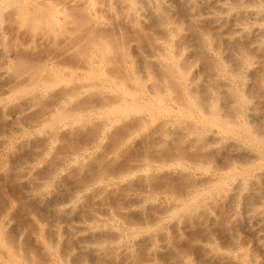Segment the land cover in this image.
<instances>
[{
    "label": "bare ground",
    "instance_id": "obj_1",
    "mask_svg": "<svg viewBox=\"0 0 264 264\" xmlns=\"http://www.w3.org/2000/svg\"><path fill=\"white\" fill-rule=\"evenodd\" d=\"M111 26H125L138 37L144 29L153 31L160 47L149 41L151 48L155 49L148 48V42L141 35L149 52L143 50L140 42L139 50L142 49L144 55L156 50L150 56L160 62L157 63L161 66V71L157 70L161 72L160 81L154 78H158L156 72V76L148 73L143 77L134 64L130 67L126 64L129 46H123L124 39L119 46L107 35H100V38L99 33ZM135 48L141 55L137 45ZM186 49H189V55H184ZM43 52L45 54L39 56ZM139 56L136 55L135 59L140 60ZM74 59L76 63H70ZM192 59L202 61V64L199 62L202 71L194 69L196 72H192ZM1 69L0 121L5 119H2L5 121L2 125L8 129L0 133L3 138L0 141L6 142L5 138L16 136L21 138L17 145L11 147L9 144V148L0 143V153L6 152L11 158L16 151L24 150L28 159L21 154L27 162L40 164L38 169L43 176L40 181L39 177L35 180V187L49 189L45 193H49L50 198L45 204L55 210H52L54 215L61 217L56 215L58 220L63 218L69 224L72 215L69 218L68 211L77 210L75 216L79 219L86 216L89 206L92 209L95 204L101 206L98 212L96 209V217L78 220L87 227L77 226V229L72 223L66 226L68 239L69 236L73 239H69V248L73 246L84 258L99 262L104 256L110 259L116 249L113 247L112 250L107 244L112 239L118 249L123 250L120 253L130 255L128 253L132 252V255L136 252L138 256L143 248L151 246L153 250L161 238L169 235L163 232L159 236L150 234L151 227L154 225L155 229V223L167 215L174 224L183 222L186 223L184 226L197 229L193 234V229L191 233L188 230L185 233L184 228L185 234L182 233L183 237L177 241L178 233L172 231L173 224L171 231L174 234L169 238L176 239H173L174 244L184 240V244L177 243L179 246L175 249L179 256L172 255L174 260L179 257L176 263L180 254H185L188 255L185 263L189 264L195 246L192 247L191 243L198 238L197 235H203L200 242L210 249L206 250L207 253L201 248L199 256L196 255L198 258L194 255L199 264H264V111L260 108L264 109V0H0ZM146 79H152L151 85L145 84ZM195 80L200 82L192 86ZM256 109L262 112L257 113ZM152 126L161 138L175 135L176 139L160 140L159 143L100 139L68 141L71 132L80 133L86 128H97V137L108 134L111 138L119 129L129 130V127L132 128L130 133L125 130L129 136L137 132L148 135ZM167 127L171 128L168 132L164 130ZM112 129H115L113 134L110 133ZM212 130L216 132L214 135ZM180 131L190 135L193 141H180L183 139L182 135L177 136ZM176 136L182 139L176 141L179 139ZM170 143L174 146H169ZM136 144L143 148H139L142 158L138 156L140 159L135 163L122 159L124 165L108 167L107 162L110 164L112 161L109 160H113L110 158L118 153L123 155L121 151L136 150ZM156 144H161L160 148L168 144L169 148H156V151L161 150L156 153ZM108 154L111 156L107 157ZM103 155L107 158L102 159ZM119 156L115 159L118 163L122 158ZM100 157L102 161L107 159L106 162L100 164ZM23 161L12 165L13 169L4 166L2 171L6 174L19 168V173L22 169L25 177L38 173L36 169L31 174V165L27 167L29 163ZM67 166L68 171L62 172ZM2 171L1 175H5ZM174 171L179 175L174 177ZM75 172L78 173L76 182L71 180ZM194 172H200L202 178L196 179L192 175ZM57 173L61 174L55 178ZM67 183L71 188L65 191L62 186ZM134 192L143 193L133 196ZM160 195L168 198L170 204L167 203L166 207L158 205V208V202H152L156 208L149 207V198ZM61 196L65 197L62 201L59 200ZM148 202L149 206L145 207ZM67 203L72 204L73 209H56ZM126 208L132 211L127 212ZM78 231L86 233L74 239ZM1 233L0 236L5 235ZM142 233L148 234L146 238L134 241ZM215 236H219L220 244ZM90 239H99L98 246L92 248L83 244ZM188 239L195 240L190 242ZM162 240L164 245L166 240ZM124 241L133 242L131 247H134L123 245ZM2 242V246L8 244ZM174 244L171 245L175 247ZM9 246L3 247L10 257L7 264H30L18 255V249ZM167 247L171 252L173 247ZM154 251L156 253V248ZM58 253L55 251L56 264H67L63 259L66 253L63 256ZM219 253L223 254L221 258L217 257ZM126 255H123L125 261ZM119 259L120 263L124 261L121 257ZM133 259L140 262L138 257ZM144 264H148L147 261Z\"/></svg>",
    "mask_w": 264,
    "mask_h": 264
},
{
    "label": "rangeland",
    "instance_id": "obj_2",
    "mask_svg": "<svg viewBox=\"0 0 264 264\" xmlns=\"http://www.w3.org/2000/svg\"><path fill=\"white\" fill-rule=\"evenodd\" d=\"M111 20H113L112 18H111ZM113 26H116L115 24L113 25ZM111 28H112V26H111ZM107 28L106 30H105V28L102 30V33H103V35H102V33H99V36L101 35V36H106L107 35V37H108V39H110L111 40V38H113L112 40L113 41H115L116 40V42H118L117 44L119 45V46H121L120 44H121V42L120 41H122L123 42V40L122 39H124V45L123 46H129V48H127V51L129 50V55H127L126 57H125V59H126V64L130 67V65H133L134 64V68L137 70V72H138V68H139V75H141V76H143V77H145V76H147L148 75V73H152L154 76H156V74H158V78H157V76L156 77H154V78H156V81H160V76H159V72L161 71V66L159 67L158 66V64L160 63L157 59H153L152 58V56H150V53H152V54H155L156 52V50L155 51H150V53H147V52H149L148 51V49L146 48L147 46H146V44H145V42L147 41L148 42V46H150V47H148V48H151V46H152V44H154V46L156 45V46H158V47H160L159 46V44H160V41L158 40V38H156L157 36L153 33V31L151 32V30L150 29H144V32H145V34L147 35H145V34H139V37H138V35L136 34L135 36H137V37H135L134 36V32H132L131 30H129V28H128V31L125 29L126 27L124 26V28L123 27H114V28ZM109 29H111V30H109ZM119 29L121 30V31H119ZM123 29V30H122ZM115 30V31H114ZM126 30V32H128L127 34H126V32L124 33V31ZM117 31V32H116ZM118 31H119V33L121 34H119L118 33ZM101 32V31H100ZM114 32V33H113ZM105 33V34H104ZM110 33V34H109ZM118 35V37H121L122 36V38L120 39V38H118V37H115V36H117L116 34ZM123 33V34H122ZM150 33H152L153 35H151ZM133 34V35H132ZM115 35V36H114ZM132 35V36H131ZM143 36L144 37V39H145V42L143 41V38L142 37H140V36ZM101 36H100V38H101ZM112 36V37H111ZM115 37V39H114V37ZM126 36V37H125ZM129 36H130V38H129ZM82 37L84 38V36L82 35ZM146 37V38H145ZM83 38H81L82 40H83ZM132 38V39H131ZM134 38V39H133ZM137 38V39H136ZM147 38H148V40H147ZM128 39H129V41H128ZM127 40V41H126ZM137 40H139L138 42H136ZM132 41V42H131ZM134 41V42H133ZM152 43L151 45H149V43L150 42ZM136 42V43H135ZM139 42L142 44V46L139 44ZM142 42H144V43H142ZM123 44V43H122ZM139 44V45H138ZM138 46V50H139V47L141 46L142 48H143V50H145V51H147L145 54L146 55H144V51L142 50V49H140V50H142V51H138L139 53H141V55L140 54H137V52H136V49L137 48H135V46ZM153 46V47H154ZM155 46V47H156ZM131 47V48H130ZM144 47L146 48V49H144ZM157 47V48H158ZM133 49V50H132ZM151 49H155V48H151ZM159 49V48H158ZM124 50H126V48L124 49ZM150 50V49H149ZM49 51V50H48ZM134 52H136V53H134ZM131 53V54H130ZM187 53H188V55H189V49H186V51H185V54L184 55H187ZM42 54H45V52H43V53H41L39 56H41ZM136 55L137 56H139V59L140 60H136L135 59V57H136ZM133 56V57H132ZM144 56V57H143ZM147 56V57H146ZM151 57V58H150ZM40 58V57H39ZM33 60H34V58H32ZM31 59V60H32ZM129 59V60H128ZM135 60V62H134V60ZM137 59H138V57H137ZM144 61H143V60ZM35 60H37V57H36V59ZM142 60V61H141ZM148 60V61H147ZM157 60V61H156ZM138 61V62H137ZM150 61V62H149ZM154 63V65H153V63ZM199 62L200 61H198V60H196V59H192V62H191V66H193L192 67V72L193 73H195L196 71H198V70H201V68H200V65H199ZM202 62V61H201ZM200 62V64H202ZM70 63H72V64H75L76 63V61H75V59L73 60V62H72V60H70ZM147 63H149L148 65H147ZM158 63V64H157ZM135 64H136V66H135ZM161 65V64H160ZM199 65V66H198ZM121 66V65H120ZM152 66H157V67H159V68H155V67H153L152 68ZM150 67V68H149ZM201 67H202V65H201ZM199 68V69H198ZM149 69L151 70V69H153L152 71H149ZM155 69V70H154ZM194 69L196 70L195 72H194ZM157 70H160V71H157ZM202 71V70H201ZM201 71H199V73H201ZM1 72H3V69H1L0 70V73ZM156 72V74H154ZM161 73V72H160ZM198 76H201L200 74L198 75ZM200 78H202L203 79V76H201ZM202 79H199L200 81L202 80ZM2 80V79H1ZM155 80V79H154ZM199 80H195V81H193L192 83V86H196L197 85V82L199 83L200 81ZM223 81H225L224 79H222ZM145 82V84L147 85H151L150 83L152 82V79H146V81H144ZM105 96H107L106 94H105ZM93 103H95V101L93 102ZM97 104V103H96ZM95 105V104H94ZM98 105V104H97ZM262 106V105H261ZM260 106H258V108H259ZM261 108V110H263L264 111V109L262 108V107H260ZM256 110H258V109H256ZM260 109L257 111V113H260V112H262ZM2 118V117H1ZM3 119V118H2ZM1 119V121H0V128H1V131H0V133H4L5 131H6V129H8L7 127L8 126H6L5 125V127H4V125H2V122H3V124H4V122L5 121H3V120H5V119H3L2 120ZM94 120H97V119H95L94 118ZM160 120V119H159ZM153 127L154 126H152V127H150L149 128V130L148 131H150L149 132V136L148 135H144L146 132H144V133H139V132H137V133H135V134H133V135H131V136H129L127 133H126V131L127 132H129L130 133V131L132 130V128L131 127H129L128 129L129 130H127V129H119V128H121V126H119V128H117V129H119L118 131L119 132H117L116 131V134L114 133V130L115 129H112L111 131H110V133H114L113 135H115V136H117L116 138H114L115 136H111V138L110 137H108L109 135L107 134L105 137H97V135H99V134H97V131H96V133H95V130L97 129H95V128H86V129H84V130H81L82 132H80V133H78L77 131H74V133L75 132H77V133H75V134H72V132H71V134H70V136H69V134H68V136H69V138H68V136L66 135L65 136V138H68L67 140L68 141H70V139H73L74 141H98V139H100V141H156L157 143H159V141L161 140V141H171V140H175L176 138H175V135H173L172 136V138L171 137H164V138H161L160 137V134H158L159 132H158V130H157V134H158V137H159V139L157 138V134H156V131L155 130H153ZM5 130H4V129ZM90 129V130H89ZM91 129H93L92 131H94L93 133H92V131H91ZM171 128L170 127H167V128H165L164 130L165 131H169ZM3 130V131H2ZM126 130V131H125ZM152 130V131H151ZM147 131V132H148ZM86 132V133H85ZM90 134H89V133ZM91 133L92 134H95V135H91ZM117 133H118V135H117ZM216 132L214 131V130H212V134L214 135ZM151 134H153V136L151 135ZM212 134H210L211 136H213ZM91 136V137H89V136ZM144 135V136H143ZM182 135V137H183V139L182 138H179V137H177V136H181ZM209 135V136H210ZM6 136V135H5ZM34 136V135H33ZM92 136H94V137H92ZM147 136V138H145ZM177 138H179L178 140H176V141H179L180 139H182V140H180V141H193L192 140V138L190 137V135H188V134H186V133H184V132H178V134H177ZM27 137H30L29 135L27 136ZM82 137H83V139H82ZM95 137H97L96 139H95ZM148 137H149V139H148ZM214 137V136H213ZM212 137V138H213ZM19 138H21V136H16V137H12V138H5L4 140H6V142L8 141V143H6V142H3V141H0V143H4L5 144V148L6 147H8L9 148V144H11V147H13V145H17L18 144V142H19ZM64 138V139H65ZM81 138V139H80ZM86 138V139H85ZM110 138V139H109ZM146 140H145V139ZM217 138V137H216ZM0 139H2L3 140V138H2V136L0 137ZM11 139H13V140H11ZM63 139V138H62ZM61 139V140H62ZM76 139V140H75ZM78 139V140H77ZM92 139V140H91ZM157 139V140H156ZM170 139V140H169ZM188 139H190V140H188ZM219 139H221V141H232V140H230V139H223V138H219ZM73 140H71V141H73ZM214 139H212V141H213ZM217 139H215L214 141H216ZM13 141V142H12ZM62 141H66V140H62ZM220 141V140H219ZM11 142V143H10ZM161 143V142H160ZM3 144V145H4ZM171 144V143H170ZM169 144V146H174V145H170ZM7 145V146H6ZM136 145H138V146H140V144H136ZM155 145V144H154ZM153 145V146H154ZM157 145V144H156ZM161 144H158L156 147H155V151H156V148H157V150H158V148L159 149H161L163 146H165V145H162L161 146V148L159 147ZM137 146V148L139 149V148H142V146H140V147H138ZM167 146H168V144L165 146L166 147V149H168L167 148ZM135 147V146H134ZM165 147H163L161 150H163V149H165ZM137 148H136V150H137ZM1 149V148H0ZM133 149V148H132ZM130 150V149H128L127 151H121L122 153H123V155H121L122 153H120V155L121 156H119V153L118 154H116L115 155V157L114 158H110V159H113L115 162H116V160L118 159V156L119 157H122L121 159H119V163L118 162H116V163H118V164H116V166H115V162L113 161V160H109L111 163H113V165H111L110 166V164H109V162H107L108 163V167H119V164L121 163V165H124V163H123V160H124V162L126 161V162H133V163H135L136 162V160L137 159H140V158H138V156L140 157V155L142 154L140 151H141V149H139L138 151L139 152H137L135 149L134 150ZM143 149V148H142ZM110 150V149H109ZM129 150H130V152H129ZM161 150H159V151H161ZM22 151H24V150H22ZM17 152L16 151V154H14L13 156H11V158L9 157V154H7L6 152H2V153H0V228H2V230H3V233H1L2 232V230L0 229V233L1 234H5V235H1L0 237H2L1 239H0V246H2L3 244H1V242L2 243H4L5 244V242L4 241H6V244L8 243V244H10V246H11V248L13 249V250H17L18 249V251H17V253H18V255H22L21 256V258H22V260H24L25 262L26 261H28L30 264H35V262H39V263H41V264H51V262H52V264H56V263H58V260L56 259V255H55V251L56 252H59V253H61V256H63L64 255V253H66L65 254V258L63 257V259L65 260V262L67 263V264H104L105 262V264H114V261H115V263L116 264H126V263H133V261H134V257H138V258H140V262H135L134 261V263L133 264H144V263H146V261H147V263L148 264H151V263H153L154 264V262L157 264V263H160V264H182L181 262H183V264L186 262V258H187V256L185 255V254H180V260L178 261V263H176L177 262V260H178V258L179 257H177V260L175 259H173L172 258V255L173 256H179V253H178V250H175V249H177V246H179L180 245V243H182V244H184L183 242H184V240L183 241H179V242H176V244H174L175 242H174V240L176 241V239H177V241H178V239H179V237L180 236H182L183 237V235L187 232V230L188 231H190V233L192 232V229H193V227L191 228V227H189V226H184V225H186V223L184 224L183 222L182 223H180V224H174L172 221V219L169 217V216H165V217H163L158 223H155V229H153L154 228V225H153V228L151 227V233L150 234H152V233H155L156 235H162V233L160 234V232H163L164 233V235H165V233H168L169 235L167 236H165V238H161L157 243H156V245H157V247L159 248V249H157V247H155V246H153V247H155L156 248V253H155V251H154V249L153 250H151L152 248H150L149 246H147L146 248H143L144 250H143V252L141 251V252H139L138 253V256H137V254H136V252H133L134 254H132L131 255V253H128V254H130V255H126V253H120V252H122L123 250H119L118 249V244L116 243V242H113V241H111L112 239H109L110 241H108L107 242V244H108V246L113 250V247H116V249H117V251H116V249L115 250H113V253L111 254V256H110V259H108V257H106V256H104V257H102V258H100L99 259V262H91L90 260V258H88V257H86V258H84L85 256L82 254V256H83V258H82V256H81V254H80V252H78L77 250H75L76 248L75 247H73V246H71V248H69L70 247V245L68 246V244H69V242H70V240L69 239H72V237L71 236H69V239H68V233L66 232V226L68 225H70L71 223H72V226L74 225V227H87L88 225H86V224H84L83 222L82 223H80V221L78 222V220L79 219H88V218H91L92 216H97L98 215V211L100 210L98 207H100L101 208V206H99V205H97L96 206V204L95 205H93L94 207H93V209L91 208V206H89L88 207V212H86V213H84V214H86V216L85 217H82V218H79V217H77V218H79V219H76V212H77V210H75L74 211V209L73 208H71V205L70 204H66V205H62L61 204V207H60V205L56 208V209H63L64 207H70L69 209H73V210H70V211H68V212H70V213H68L69 215V218H70V215H72L71 216V220L72 221H74L75 219L77 220V221H74V222H72L71 221V223L69 222V224L68 223H66V221L62 218V219H59L58 220V218H61L58 214H55L54 215V212L53 211H55V210H53V208H47L46 206V204L45 203H47V198L49 197L50 198V195H49V193H45L46 191L47 192H49V189L46 187V188H37L36 189V187H35V184H36V182L37 181H35L36 179L38 180V177H39V180L38 181H40V178H42V176H43V172H41V173H39L40 172V170L38 169V167H40L41 168V166H40V164L39 163H37V164H33V163H30V162H27L28 160V157H25V153H26V151H24V152ZM132 151H136L137 153H135V152H133L132 153ZM159 151H156V153L158 152L159 153ZM143 152V151H142ZM23 154V156L25 157V158H27V159H24V157L22 156V154ZM126 153V154H125ZM136 154V156H134L135 154ZM139 154V155H138ZM8 155V156H7ZM16 155V156H15ZM109 155V154H108ZM15 156V157H14ZM17 156H18V158H17ZM111 156V154L109 155V156H107V157H110ZM7 157H9V160H8V158ZM13 157V158H12ZM103 157V158H102ZM102 157H100L99 159H100V161H102L101 160V158L102 159H105V158H107V157H104V155L102 156ZM154 157V156H153ZM158 156H156V158H157ZM15 158V159H14ZM21 158V159H20ZM23 158V159H22ZM141 158H142V155H141ZM116 159V160H115ZM123 159V160H122ZM130 159V160H129ZM12 160H15V161H13V162H15V163H13L12 162ZM18 160V161H17ZM21 160H24L23 162L25 163V161L27 162V163H29L28 165L26 164V166L28 167V166H30L29 168L31 169V174H32V172L35 170L36 171V169H38V173H35V172H33L34 174L33 175H30V176H28V177H25V176H23V174L21 173L22 172V169H21V172L19 173V171H18V169L16 170V171H14L13 170V172L11 171V172H8V173H6L5 174V172L4 171H2V170H4L5 168H3L2 169V167H4V166H7V168L8 169H13L12 168V165H14V164H18V162H20L21 163ZM107 160V159H106ZM106 160H104V161H102V162H100V164L102 163L103 164V162H106ZM129 160V161H128ZM9 161V162H8ZM11 162V163H10ZM22 162V163H23ZM97 162H99V160H97ZM8 163H10V165L8 166ZM13 163V164H12ZM19 163V164H20ZM97 165H99V163L98 164H96V166ZM118 165V166H117ZM120 165V166H121ZM131 165H133V164H130V166ZM15 166V165H14ZM33 166V167H32ZM32 167V168H31ZM95 167V166H94ZM20 168H21V166H20ZM68 166L62 171V172H66V171H68ZM1 171H2V173H4L5 175H1ZM18 171V172H17ZM175 172V171H174ZM172 172L173 173V176L174 177H176L177 175H179L178 174V172ZM10 173V174H9ZM37 174V175H36ZM61 173H57V175L55 176V178H57V177H59V175H60ZM73 174V178L71 179V180H74V182H76L75 180H76V177H78L77 175H78V173H77V175H76V172H75V174L74 173H72ZM8 175H9V177H8ZM11 175V176H10ZM16 175V176H15ZM35 175H36V177H35ZM39 175V176H38ZM76 175V176H75ZM196 179H200V178H202L201 176H203L200 172H196V174H195V172L192 174ZM34 178H33V177ZM139 177L141 176V174L140 175H138ZM137 176V177H138ZM71 177H72V175H71ZM136 179V178H135ZM31 180V181H30ZM51 180H53V177L50 179V181ZM77 180H78V178H77ZM64 184H66V183H64ZM37 185V184H36ZM65 186H67L66 188H65ZM63 188H64V190L66 191L67 189H70L71 188V186H70V184L69 183H67V185H64V186H62ZM63 188H61V189H63ZM16 192H17V195H15L16 194ZM45 193V194H44ZM140 193H143V192H140ZM140 193L138 192H134L133 194V196H135V195H140ZM23 194V195H22ZM27 194V195H26ZM29 194V195H28ZM44 194V195H43ZM63 194V193H62ZM47 197H46V196ZM142 195V194H141ZM13 196V197H12ZM14 196H15V198H14ZM43 196V197H42ZM44 196H45V198H44ZM32 199H31V198ZM62 197V196H61ZM10 198V200H7V199H9ZM14 198V199H13ZM19 198V199H18ZM23 198V199H22ZM63 198V199H62ZM62 198H60L59 200L60 201H62V200H64L65 199V197H62ZM97 198V197H96ZM95 198V199H96ZM18 199V200H17ZM25 199H26V202H25ZM39 201H38V200ZM44 199V200H43ZM98 199V198H97ZM96 199V200H97ZM151 199H153V200H151ZM151 200V201H150ZM156 200V201H155ZM9 201V202H8ZM14 201V202H13ZM33 201V202H32ZM35 201V202H34ZM44 201H46V202H44ZM169 200H168V198H166L164 195H160V196H154V197H151V198H149V202H150V205H151V203L152 202H158V204H157V206L158 205H160V206H162V204H163V207H166V206H168L167 205V203L168 204H170V202H168ZM28 202V203H27ZM31 202H32V204H31ZM149 202L146 204L147 206H145V207H148L149 206ZM27 203V204H26ZM38 203V204H37ZM24 204V205H23ZM40 204V205H39ZM42 204H44V206L42 205ZM153 204V203H152ZM166 205V206H165ZM34 206V207H33ZM73 206V205H72ZM95 207H97V208H95ZM149 207H153V208H156V206L154 207V205H151V206H149ZM162 207V208H163ZM39 208V209H38ZM87 208V207H86ZM106 208V207H105ZM110 207H107L106 209H109ZM158 208H160L159 206H158ZM34 209V210H33ZM36 209V210H35ZM48 209V210H47ZM51 209V210H50ZM65 209V208H64ZM76 209V208H75ZM92 209V210H91ZM96 209H97V212H96ZM138 208H136L135 210H137ZM44 210H45V212H44ZM53 210V211H52ZM91 210V211H90ZM109 210H112L111 208L109 209ZM125 211H132V209L131 208H126L125 209ZM47 212V213H46ZM72 212V213H71ZM51 213V214H50ZM53 213V214H52ZM88 213H90L89 214V216H88ZM37 214H39V215H37ZM50 214V215H49ZM44 215V216H43ZM52 215H54L53 217H52ZM56 215H58V218H56L57 216ZM74 215V216H73ZM46 216V217H45ZM73 217H75V218H73ZM56 220H55V219ZM73 218V219H72ZM38 219H39V221H42V222H39L38 221ZM44 219V220H43ZM49 220V222H48V220ZM84 219V220H85ZM62 220V221H61ZM63 220H64V222H63ZM165 220V221H164ZM22 221H23V223H22ZM6 222H7V224H6ZM25 222V223H24ZM39 223V224H38ZM159 223H160V225H159ZM35 225V227H34V225ZM44 224V225H43ZM172 224V225H171ZM175 225V228H174V225ZM18 225V226H17ZM158 225V226H157ZM169 225V226H168ZM178 227H177V226ZM43 226H46V227H43ZM158 227V229H157V227ZM160 226V227H159ZM171 226H173V227H171ZM48 227H49V229H48ZM77 227V229H79ZM182 227V228H181ZM4 228V229H3ZM47 228V229H46ZM51 228V229H50ZM170 228V229H169ZM176 229V230H174V229ZM186 229V231H185V233H184V230ZM56 230V232L55 231H52V230ZM171 229H173L172 231H177V232H175V233H178V234H176V239H171V237H172V231H171ZM191 229V230H190ZM35 230H37L36 232H35ZM153 230H156V231H153ZM168 230H170V231H168ZM194 231L192 232L193 234H194V232H196V230L195 229H193ZM159 231V232H158ZM32 232H33V234H32ZM51 232H55L56 234H54V233H51ZM62 232H63V234H62ZM29 233V234H28ZM46 233V234H45ZM50 233V234H49ZM65 233V234H64ZM85 231H78V233L75 235V238L74 239H77L76 237H83L84 235H85ZM182 233H184V234H182ZM189 233V234H190ZM174 234V233H173ZM192 234V235H193ZM145 235H148L147 233H142V236L139 234V235H137L136 237H135V239H134V241L136 240V238H139V239H141V237L142 238H146V236ZM177 235H178V238H177ZM53 236H55V237H53ZM169 236H171L170 238H169ZM194 236V235H193ZM198 236V238H196L195 237V239H188V240H190V242L192 241H194L193 243H191V246L193 245H195L194 246V248H192L191 246V248L193 249V250H191V252L192 253H194V254H192V253H190V254H192V255H190V259L191 258H193L192 260H190V262L191 261H193V260H196V262L195 261H193V262H191V264H199L198 262H199V260H197V258H198V256H199V250L201 249V248H203V250L204 251H208V249H210L209 248V246L207 245H204L203 244V242L201 243L200 242V240H203L204 238L202 237L203 235H197ZM199 237H200V239H199ZM202 237V238H201ZM204 237H205V234H204ZM216 237V236H215ZM219 236H217L216 237V239L218 238ZM8 238V239H7ZM56 238H57V240H56ZM78 238V239H79ZM47 239V240H46ZM49 239V240H48ZM162 239H164V240H166L165 241V243H164V245H162L161 244V240ZM184 239V238H183ZM187 239V238H186ZM53 240V241H52ZM66 240V241H65ZM91 240H94V241H91ZM97 240H99V239H90V240H86L85 242H87L88 241V243H85V242H83V244L84 245H86V246H89V247H92V248H95V247H97L98 246V242H97ZM138 240V239H137ZM182 240V239H181ZM218 240V239H217ZM68 241V242H67ZM71 241H73V239L71 240ZM89 241H91V242H89ZM163 241V240H162ZM172 241V242H171ZM219 241L220 240H218V241H216L218 244H220L219 243ZM54 244H53V243ZM95 244H94V243ZM99 242H100V240H99ZM164 242V241H163ZM169 242H171V244H174V245H176L175 247H173V245H171V244H169ZM196 242V243H195ZM65 243H67V244H65ZM117 244V245H115V244ZM131 243H133V242H125L124 241V244L123 245H130V246H128V247H131ZM177 243L179 244V245H177ZM7 244V245H8ZM97 244V245H96ZM111 244V245H110ZM7 245H4V246H6L7 247ZM65 245H67L66 247H65ZM159 245H160V247H159ZM166 245V248L164 247ZM167 245L168 246H171V247H173V248H171V252H170V250H168V248H170V247H167ZM199 245V246H198ZM4 246H2V247H0L1 249H0V255H2V257L0 256V258L3 260H0V264H7L8 263V261H10V257H9V255H7V252L4 250ZM9 246V247H10ZM60 246L61 247H65L64 248V250L62 249V248H60ZM112 246V247H111ZM120 246V245H119ZM163 246V247H162ZM201 246V247H200ZM47 247V248H46ZM128 247H127V249H128ZM134 246H132L131 248H133ZM145 247V246H144ZM195 247H196V249H195ZM54 250V252H53V250ZM75 248V249H74ZM199 248V249H198ZM11 249V250H12ZM40 249H41V251L42 252H40ZM48 249V250H47ZM51 249V251H49ZM62 249V250H61ZM125 249V248H124ZM150 249V250H149ZM161 249H163V250H161ZM129 250V249H128ZM167 250V251H166ZM198 250V251H197ZM35 251H36V253H35ZM74 251V252H73ZM116 251V252H115ZM145 251V252H144ZM149 251V252H148ZM152 251V252H151ZM154 251V252H153ZM158 251V252H157ZM163 251V252H162ZM169 251V252H168ZM201 251H202V249H201ZM206 251V252H207ZM20 252V253H19ZM47 252H49V253H47ZM51 252V253H50ZM53 252V253H52ZM114 252H115V254H114ZM118 252V253H117ZM146 252H148V253H146ZM169 253V254H167V253ZM174 252V254H172ZM195 252H196V254H195ZM16 253V252H15ZM22 253V254H21ZM26 253V254H25ZM42 254V255H40V254ZM58 253V254H59ZM140 253H142L140 256H139V254ZM175 253H176V255H175ZM208 253V252H207ZM53 254V255H52ZM63 254V255H62ZM78 254V255H77ZM114 254V255H113ZM118 254H122L121 256H118ZM144 254H146V255H144ZM153 254H155V255H153ZM156 254H158L159 256H157ZM161 254H163L162 256H161ZM171 254V255H170ZM222 253H219L218 255L219 256H217V257H220V255H221ZM38 255H39V257H38ZM54 256V258L52 257V256ZM86 255H88V254H86ZM113 255V256H112ZM117 255V256H116ZM123 255H126V257L125 258H127L126 259V261L124 260V256ZM196 255H198V256H195ZM9 258H8V257ZM35 256V257H34ZM42 256H43V259H42ZM48 256H49V258H48ZM130 256H134V257H131L132 258V260H131V258H129ZM144 256H145V258H144ZM152 256V257H151ZM160 259H158L157 257ZM167 256V257H166ZM223 256V254L221 255V257ZM33 257V258H32ZM76 259H75V258ZM122 258L121 260H124V261H122L121 263H120V259L119 258ZM150 257H151V259H150ZM156 257V258H155ZM186 257V258H185ZM220 257V258H221ZM35 258H37V259H39V260H37V259H35ZM48 258V259H47ZM129 258V259H128ZM142 258H143V260H142ZM173 260H172V259ZM176 258V257H175ZM209 258V257H208ZM27 259V260H26ZM29 259V260H28ZM31 259H33V261L31 260ZM56 259V260H55ZM114 259V260H113ZM119 259V260H118ZM185 259V260H184ZM188 259V258H187ZM31 260V261H30ZM46 260H47V262H46ZM48 260H51L50 262L48 261ZM55 260V261H54ZM106 260V261H105ZM111 260V262H109V261ZM118 260V261H117ZM129 260L130 261H132V262H129ZM154 260V261H153ZM157 260V261H156ZM162 260V261H161ZM5 261V262H4ZM35 261V262H34ZM54 261V262H53ZM71 261V262H70ZM82 261V262H81ZM143 261H145V262H143ZM159 261V262H158ZM176 261V262H175ZM188 261V260H187ZM198 261V262H197ZM33 262V263H32ZM46 262V263H45ZM101 262V263H100ZM103 262V263H102ZM143 262V263H142ZM150 262V263H149ZM162 262V263H161ZM190 262L188 261V263L190 264ZM39 263H36V264H39ZM187 263V262H186ZM185 263V264H186Z\"/></svg>",
    "mask_w": 264,
    "mask_h": 264
}]
</instances>
